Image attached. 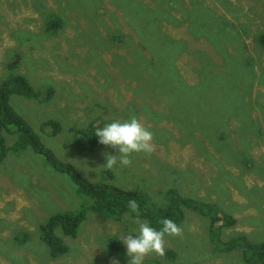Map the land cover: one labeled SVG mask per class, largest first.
<instances>
[{
  "label": "rangeland",
  "instance_id": "374dc122",
  "mask_svg": "<svg viewBox=\"0 0 264 264\" xmlns=\"http://www.w3.org/2000/svg\"><path fill=\"white\" fill-rule=\"evenodd\" d=\"M128 1L0 0V84L23 74L35 89L54 91L43 103L13 94L11 105L46 148L89 179L142 191L150 205L159 207L167 203V189L178 188L235 219L229 226L219 223L222 242L242 234L249 242L264 241V48L259 42L264 0H169L179 23L161 20L157 36L182 40L186 50L175 60L177 50L158 45L154 64L142 59L147 50L141 46L148 42L141 41L132 55V42L137 46L139 37L129 24L138 21H128L125 8L136 5ZM153 1L139 0L141 7ZM51 17L61 19L62 27L48 31ZM204 24L219 38L206 35L200 29ZM128 34L130 45L120 38ZM16 54L20 62L10 68ZM118 55L136 59L138 70L163 64L166 79L180 76L187 83L183 98L175 88L166 91L162 77H147L140 91L115 61ZM133 116L154 134V151L133 153L131 166H104V153L118 155L110 146L90 151L75 145L74 128L91 122L103 127ZM51 119L62 126L54 136L44 126ZM89 204L69 175L56 171L43 154L11 151L0 163V264H110L112 258L128 264L123 238L138 231L137 219L146 221L129 212L118 219L88 211L76 237L57 230L68 252L50 255L40 225L52 214ZM183 209L182 236H165V251L175 258L153 253L144 264L156 259L161 264H247L241 249L213 247L209 217ZM23 233L28 234L25 244L13 241ZM116 239L119 248L113 245Z\"/></svg>",
  "mask_w": 264,
  "mask_h": 264
},
{
  "label": "trees",
  "instance_id": "16d2710c",
  "mask_svg": "<svg viewBox=\"0 0 264 264\" xmlns=\"http://www.w3.org/2000/svg\"><path fill=\"white\" fill-rule=\"evenodd\" d=\"M154 4H144L141 7L139 0H129L126 4L135 3L133 7H126V14L128 21H138V23L129 24L130 28L135 30L139 37V43L136 46L135 42H132V52L134 55V49L137 48L141 41L148 42L142 44L141 48L144 55L142 59L145 62L154 64L158 60V54H155L154 50L158 47L164 49L166 45H169L170 52L177 50L179 53L175 57V60L179 54L186 50L182 40H174L157 36L158 30L161 27L160 21L163 19L171 21V23H179L178 19H175L168 8L174 4L169 0H154ZM130 8V9H128ZM53 16V15H52ZM208 24V23H206ZM202 25L200 29L208 36L219 38L220 34L216 33V29H210L209 27ZM47 30L53 31L63 23L60 19V23L56 22L54 17H51L46 21ZM58 25V26H57ZM199 29V30H200ZM161 31V30H160ZM159 31V33H160ZM164 32V31H163ZM165 35H168L164 32ZM121 38V42L128 43L133 40L131 34L124 35ZM259 42L264 48V31L261 33ZM180 43L182 45H180ZM129 44V43H128ZM130 45V44H129ZM177 45V46H176ZM179 48V49H177ZM134 58V56L132 57ZM118 65H122L121 70L125 76H128L134 80L137 84V88L141 91L142 83L144 80L152 81L154 77H162L165 84V89L175 88L177 96H184V86L187 84L180 76L176 80L166 79L165 70L163 64H157L149 69L138 70L136 68V59L132 61L126 60L123 56H116ZM174 60V61H175ZM20 62L19 54H16L14 61L9 63L10 68H15ZM210 67H215V64H211ZM120 71V70H119ZM148 77V78H147ZM107 85V84H103ZM189 85V84H188ZM190 86V85H189ZM191 87V86H190ZM156 91L164 93L160 88L153 87ZM180 91V93H179ZM53 87H46L44 89H35L29 79L23 74L9 75L0 84V163L3 162L8 154L12 152H24L27 149L33 150L35 153L43 154L46 162H49L56 171L67 174L72 179L74 184L77 185L78 191L81 194H85L90 198V204L76 212H58V214H52L49 218L40 225L41 239L48 245L50 249V255L54 258L66 254L69 247L64 243L61 236L57 235V230L60 229L65 235L76 237L81 223L86 219L87 212L92 211L98 215L105 217H112L120 219L121 216L129 212L133 216L137 217L136 213H133L128 207V201L134 199L140 205L139 217L145 219L152 227L157 230L162 228L160 223L163 219H171L178 226L184 221L185 212L184 207L191 209L201 215L207 216L210 219L209 236L213 247L219 251H232L234 249H241L243 258L247 264H264V241L261 242H249L245 235H239L232 237L228 241L222 242L220 238V225L229 226L235 223V219L231 216L223 214L216 204L205 203L199 201L194 197L185 196L180 193L178 188H169L165 192L167 203L162 206L150 205L148 199L142 191L125 189L117 186L113 183L105 182L103 180L95 181L85 176L74 164L58 159L54 153L46 148L40 137L35 133L31 124L20 115L11 105L10 98L13 94H19L27 98H34L40 103L48 101L53 97ZM44 126L48 127L47 130L53 136L57 135L62 129L61 122L56 119L48 120L44 123ZM102 124L91 122L84 129H73L78 141L76 146L82 148H88L90 151L96 150L100 143L98 137L95 136V130L101 128ZM224 133L222 137H224ZM12 141L11 145L7 142ZM84 141L86 144H83ZM249 161V159H246ZM28 240V234L23 233L15 234L13 241L18 244H25ZM113 245L120 247L119 240H114ZM165 255L168 258L174 259L175 255L172 251L166 250ZM148 264H161L159 259H156L155 263ZM193 264H199L195 262Z\"/></svg>",
  "mask_w": 264,
  "mask_h": 264
},
{
  "label": "clouds",
  "instance_id": "9594fccd",
  "mask_svg": "<svg viewBox=\"0 0 264 264\" xmlns=\"http://www.w3.org/2000/svg\"><path fill=\"white\" fill-rule=\"evenodd\" d=\"M98 142L118 150V155L104 153L107 168L116 165L131 166V155L144 152L150 154L154 151L152 143L154 134L135 116L129 120H114L102 128L95 130ZM129 209L139 217L140 205L136 200L128 201ZM162 228L157 230L147 221L137 219L138 231L134 230L123 238L126 246V255L130 258L128 264H144L149 255L155 253L163 255L165 251V236H182L183 230L171 219L160 221ZM135 234V236H133ZM110 264H120L117 258H112Z\"/></svg>",
  "mask_w": 264,
  "mask_h": 264
}]
</instances>
